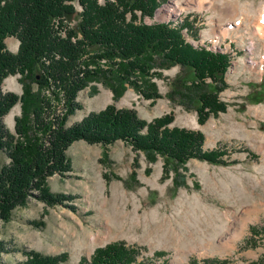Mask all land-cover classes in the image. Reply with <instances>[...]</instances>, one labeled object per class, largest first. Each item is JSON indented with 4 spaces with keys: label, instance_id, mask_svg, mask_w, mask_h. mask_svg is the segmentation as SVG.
Instances as JSON below:
<instances>
[{
    "label": "rangeland",
    "instance_id": "1",
    "mask_svg": "<svg viewBox=\"0 0 264 264\" xmlns=\"http://www.w3.org/2000/svg\"><path fill=\"white\" fill-rule=\"evenodd\" d=\"M160 1L158 17L145 16V23L179 15L194 28L197 36H188L192 42L231 53L228 86L220 93L228 105L225 112L200 124L194 110L170 101V82L181 71L172 66L153 78L160 93L155 101L132 87L114 101L110 88L90 82L78 92L81 107L66 125L112 103L134 108L148 121L172 112L171 126L200 130L205 148L223 150L225 163L190 159L176 175L181 184L175 188V174L164 173L161 157L150 162L121 140L107 147L76 140L66 150L72 170L47 180L52 193L70 199L47 205L30 196L9 222H0V240L7 249L1 264H27L30 251L66 253L59 264H78L96 247L117 240L144 247V256L153 260L156 251H164L168 264H186L191 257L201 264L209 258L253 264L264 257V0ZM76 20L73 13L71 24ZM5 42L10 51L17 50L16 38ZM1 86L4 92L22 93L19 74L7 76ZM46 90L41 94L62 110V92L57 99ZM20 112L17 102L3 118L11 132ZM2 163L6 157L0 152Z\"/></svg>",
    "mask_w": 264,
    "mask_h": 264
},
{
    "label": "trees",
    "instance_id": "2",
    "mask_svg": "<svg viewBox=\"0 0 264 264\" xmlns=\"http://www.w3.org/2000/svg\"><path fill=\"white\" fill-rule=\"evenodd\" d=\"M160 2L0 0V152L6 157V163L0 164V222H9L14 210L24 207L30 196L47 205L70 199L66 194L52 193L47 180L72 170L66 150L76 140L104 147L121 140L150 162L161 157L164 173L175 174V188L181 184L176 175L190 159L225 163L223 150L205 148L200 130L171 126L172 112L148 121L134 108H117L112 103L66 125L81 107L76 100L78 92L90 82L100 81L110 88L114 101L128 87L155 101L160 93L153 78L161 77L162 71L172 66L181 71L170 82L166 94L170 101L194 110L200 124L225 112L228 105L220 93L228 86L225 75L231 53L188 41V35H197L187 18L178 23H145L144 17H152ZM74 3L81 11L72 25L67 14L75 12ZM8 37L18 40L15 52L6 46ZM15 74L22 83L19 95L4 92L1 86L7 76ZM43 88L57 99L61 91L65 107L58 109V102L54 105L41 94ZM17 102L21 112L11 132L3 118ZM5 244L0 240V264L1 254L7 252ZM142 249L117 240L96 247L78 264H168L163 258L166 252L156 251L153 260L145 257ZM66 258V253L43 256L30 251L26 263L59 264ZM228 263L226 259L203 260V264ZM186 264L201 263L191 257ZM253 264H264V257Z\"/></svg>",
    "mask_w": 264,
    "mask_h": 264
},
{
    "label": "built area",
    "instance_id": "3",
    "mask_svg": "<svg viewBox=\"0 0 264 264\" xmlns=\"http://www.w3.org/2000/svg\"><path fill=\"white\" fill-rule=\"evenodd\" d=\"M76 5V7H77V9H76V11L74 12L75 14L77 13V12H80L81 11V6L79 5V4H75ZM75 7V8H76ZM163 9V8H162ZM161 10V9H160ZM166 11V10H165ZM166 13V12H165ZM157 14H159V12L157 11V9H156V11H155V16L156 17H158L157 16ZM167 14V13H166ZM168 15V14H167ZM165 15H163V17H164ZM166 17V16H165ZM168 20H170V21H173L174 23H178V22H182L183 20H184V18H182L181 16H179V15H177L176 16V18H170V17H167V18H164V21H168ZM185 33H186V31H187V28H184V30H183ZM187 34V33H186ZM189 36V35H188ZM186 37L187 38V40L188 41H190L192 44H194V45H199L198 43H194V42H192L191 40H190V38L189 37ZM200 45H204V44H200ZM209 48V47H208ZM219 49H220V47H219ZM213 50H216V48H213Z\"/></svg>",
    "mask_w": 264,
    "mask_h": 264
},
{
    "label": "water",
    "instance_id": "4",
    "mask_svg": "<svg viewBox=\"0 0 264 264\" xmlns=\"http://www.w3.org/2000/svg\"><path fill=\"white\" fill-rule=\"evenodd\" d=\"M67 18L70 20L72 18V14H67Z\"/></svg>",
    "mask_w": 264,
    "mask_h": 264
},
{
    "label": "crops",
    "instance_id": "5",
    "mask_svg": "<svg viewBox=\"0 0 264 264\" xmlns=\"http://www.w3.org/2000/svg\"><path fill=\"white\" fill-rule=\"evenodd\" d=\"M72 167H73V163H72ZM52 176H55V175H52ZM48 187H49V185H48Z\"/></svg>",
    "mask_w": 264,
    "mask_h": 264
},
{
    "label": "bare ground",
    "instance_id": "6",
    "mask_svg": "<svg viewBox=\"0 0 264 264\" xmlns=\"http://www.w3.org/2000/svg\"><path fill=\"white\" fill-rule=\"evenodd\" d=\"M263 20H264V16H263Z\"/></svg>",
    "mask_w": 264,
    "mask_h": 264
}]
</instances>
